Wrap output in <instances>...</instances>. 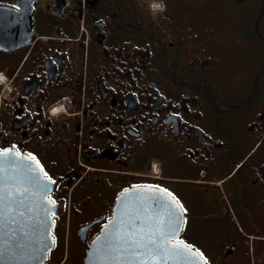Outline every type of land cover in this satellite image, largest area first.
I'll return each instance as SVG.
<instances>
[{
    "label": "flooded vegetation",
    "instance_id": "flooded-vegetation-1",
    "mask_svg": "<svg viewBox=\"0 0 264 264\" xmlns=\"http://www.w3.org/2000/svg\"><path fill=\"white\" fill-rule=\"evenodd\" d=\"M183 2L0 0L31 7L24 42L0 20V152L35 157L51 184L41 264H88L120 194L150 186L183 206L176 240L208 264H264V40L235 23L218 45Z\"/></svg>",
    "mask_w": 264,
    "mask_h": 264
},
{
    "label": "water",
    "instance_id": "water-1",
    "mask_svg": "<svg viewBox=\"0 0 264 264\" xmlns=\"http://www.w3.org/2000/svg\"><path fill=\"white\" fill-rule=\"evenodd\" d=\"M22 10L21 14H11L0 8V20L4 16L12 20L2 30L11 34L6 38L15 44L32 35L31 7L25 4ZM5 39L1 36L0 43ZM4 152L7 156L0 157V264H41L54 246L52 212L56 207L48 197L51 184L34 160L13 151ZM176 201L153 187L124 191L112 219L91 244L88 264H140L142 260L153 264H205L197 250L176 240L184 224L183 209ZM172 211L179 218V230L174 237H168L165 247L173 252H149V238L165 236ZM133 250L139 260L134 258Z\"/></svg>",
    "mask_w": 264,
    "mask_h": 264
},
{
    "label": "rangeland",
    "instance_id": "rangeland-1",
    "mask_svg": "<svg viewBox=\"0 0 264 264\" xmlns=\"http://www.w3.org/2000/svg\"><path fill=\"white\" fill-rule=\"evenodd\" d=\"M182 7L183 9L188 8L189 11H192L194 8L205 10L206 13L202 15V29L204 31L210 30V39L213 38L215 40L218 38L219 41L216 43L218 45L224 44L225 40L227 39L226 37L230 36L235 23L243 25L245 21H254L259 16H261V19L258 30L263 36L262 40H264V0H244L242 5L233 4L230 0H184ZM245 25H248L250 28H252L251 25L254 24L247 23ZM248 26L246 27L247 29H249ZM247 38H250L249 40L251 41H254L255 39L254 35L252 37L248 36ZM260 57L261 59L256 60L258 63L262 62L261 66H263L264 53L263 57ZM250 61V57L241 59L237 64L239 66V70L236 71L243 72L241 69L248 71L246 67H248L249 64H247V62ZM225 69L226 68L220 69V72H227ZM214 85L216 88L222 86L219 80H215Z\"/></svg>",
    "mask_w": 264,
    "mask_h": 264
},
{
    "label": "snow or ice",
    "instance_id": "snow-or-ice-1",
    "mask_svg": "<svg viewBox=\"0 0 264 264\" xmlns=\"http://www.w3.org/2000/svg\"><path fill=\"white\" fill-rule=\"evenodd\" d=\"M6 156H7L6 152L0 153V157H6ZM31 159L35 160V157H31ZM49 179H51V178H49ZM51 183H55V181L51 180ZM2 194H3V189H0V198H2ZM169 195H171V194L169 193ZM176 203H179V202L176 201ZM52 204L54 205L55 201H52ZM181 208H183L182 205H181ZM170 216L173 219H172V222L168 225L165 236L160 237L159 239L149 238L148 244L152 245V247L149 248V252H161V253H165V254L173 252V249H169V248L165 247V245L168 243V237H174L176 232L179 230V227L176 224V220L179 218L176 216L175 211H172L170 213ZM179 243H180V245H183V241H181ZM176 247H179V245H177ZM173 254H179V253H173ZM133 256L135 259L139 260V257L136 256L134 250H133ZM201 256L203 257V254H201ZM140 264H153V261L142 260V261H140ZM205 264H208L206 258H205Z\"/></svg>",
    "mask_w": 264,
    "mask_h": 264
},
{
    "label": "clouds",
    "instance_id": "clouds-1",
    "mask_svg": "<svg viewBox=\"0 0 264 264\" xmlns=\"http://www.w3.org/2000/svg\"><path fill=\"white\" fill-rule=\"evenodd\" d=\"M153 9L155 10H160L163 11L164 10V5L162 3L160 4H153L152 5ZM0 84L5 85L6 89L10 92L12 89L9 87L8 81H7V77L4 75L3 72H0ZM68 99V98H65ZM62 108H56L54 107L51 111L53 112V114H55L58 111H62ZM153 167H155V164L153 165Z\"/></svg>",
    "mask_w": 264,
    "mask_h": 264
},
{
    "label": "trees",
    "instance_id": "trees-1",
    "mask_svg": "<svg viewBox=\"0 0 264 264\" xmlns=\"http://www.w3.org/2000/svg\"><path fill=\"white\" fill-rule=\"evenodd\" d=\"M233 4H236V5H242L244 3V0H230ZM260 19H261V16L257 17V19H255L254 21H245L243 25L247 24V23H252V24H255L257 26L260 25ZM252 34H257V35H260L259 33V30H258V27H257V31H254L252 32ZM261 39H263V36L261 37Z\"/></svg>",
    "mask_w": 264,
    "mask_h": 264
}]
</instances>
